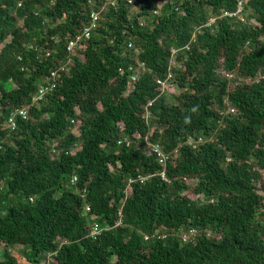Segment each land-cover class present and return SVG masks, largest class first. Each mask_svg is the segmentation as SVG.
Wrapping results in <instances>:
<instances>
[{
  "label": "trees",
  "instance_id": "16d2710c",
  "mask_svg": "<svg viewBox=\"0 0 264 264\" xmlns=\"http://www.w3.org/2000/svg\"><path fill=\"white\" fill-rule=\"evenodd\" d=\"M16 246L264 264V0H0V264Z\"/></svg>",
  "mask_w": 264,
  "mask_h": 264
},
{
  "label": "built area",
  "instance_id": "2783aa9c",
  "mask_svg": "<svg viewBox=\"0 0 264 264\" xmlns=\"http://www.w3.org/2000/svg\"><path fill=\"white\" fill-rule=\"evenodd\" d=\"M129 2L131 3L132 0H129ZM112 4H114V2H112ZM243 10V4L242 1L239 2V7L236 11H225L224 12V16H229V17H234L237 14L239 15L241 13V11ZM100 11H95L93 10L90 14V24L84 29L82 34H79L75 39H72L69 43V49L74 48L76 45H81L83 43L84 40L88 39L91 36V33L94 29L98 28L99 25V19H100ZM173 63L176 64V61L173 60ZM55 75V73H53V76ZM169 76H171V74H169ZM137 78V76H132V81H135ZM130 82V85H132L133 82ZM159 83H161L163 86H165V81H159ZM55 87V83H53L50 87L49 86H42L40 88L39 94L38 96H36L32 103L31 106H33L34 104H36L38 101L42 100L44 97V94L49 90H52ZM151 104V103H149ZM28 107V106H27ZM18 108L15 111H13L11 113V115L9 116L8 119V124L9 127H11L12 129H15L16 127V118L17 117H22V118H27L28 117V108ZM155 151L157 152V156L159 158V161L161 163H165L168 155H166V153L163 152V150L160 148L159 145H155ZM162 176L165 177L164 172L162 173ZM142 176H139L138 179H141ZM142 180V179H141ZM130 181H133V179H131ZM88 209H90L88 207ZM100 227L98 225H95L93 230H92V236L96 237L100 234ZM147 238V237H146Z\"/></svg>",
  "mask_w": 264,
  "mask_h": 264
},
{
  "label": "rangeland",
  "instance_id": "374dc122",
  "mask_svg": "<svg viewBox=\"0 0 264 264\" xmlns=\"http://www.w3.org/2000/svg\"><path fill=\"white\" fill-rule=\"evenodd\" d=\"M236 17H240V16L237 14ZM242 19H243V16H242ZM210 21L212 22L213 19H211ZM256 23L258 22L256 21ZM12 252L13 253L11 254L13 255V257L16 258L21 264H27L28 260L33 257V251L27 246H16L14 247Z\"/></svg>",
  "mask_w": 264,
  "mask_h": 264
}]
</instances>
